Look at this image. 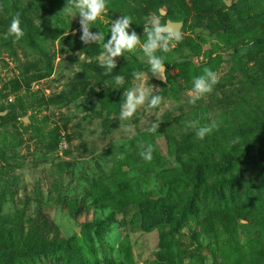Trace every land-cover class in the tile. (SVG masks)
<instances>
[{"label": "rangeland", "instance_id": "rangeland-1", "mask_svg": "<svg viewBox=\"0 0 264 264\" xmlns=\"http://www.w3.org/2000/svg\"><path fill=\"white\" fill-rule=\"evenodd\" d=\"M146 2L109 0L91 27L107 40L112 21L128 15L143 42L150 14L182 23L183 38L172 51L157 53L166 63L165 81L152 77L139 47L118 57L117 68L105 75L98 60L102 42L95 53L81 46L80 17L60 13L67 2L43 8L34 0H0L3 264H264V221L239 220L231 231L205 234L203 213L171 215L179 197L166 177L180 176L187 163H211L236 145L229 132L263 116L264 0H210L214 20L218 12L226 15L215 30L191 0L187 7L156 0L144 13ZM17 13L25 35L13 42L5 34ZM205 68L218 73L219 83L193 103L188 93ZM134 71L145 73L144 83L159 88L153 92L167 106L142 107L120 127L124 92L139 83ZM116 75L124 77L122 86L115 85ZM157 114L162 123L153 134L147 129ZM192 120L219 127L201 141L185 131ZM182 138L200 142V153H175ZM142 142L153 145L158 163L139 155ZM133 197L143 209L126 206Z\"/></svg>", "mask_w": 264, "mask_h": 264}, {"label": "trees", "instance_id": "trees-1", "mask_svg": "<svg viewBox=\"0 0 264 264\" xmlns=\"http://www.w3.org/2000/svg\"><path fill=\"white\" fill-rule=\"evenodd\" d=\"M34 1L43 8L55 7L67 2V0ZM146 1L147 7L142 9L144 13L147 9L152 10L156 2V0ZM176 1L187 7L185 0ZM209 3L210 0H191L193 10L201 14L199 18H207L209 29L221 28L226 15L218 12L219 19L214 20L210 14ZM162 4L165 5V3ZM135 23L133 21L131 28L138 31ZM80 44L85 50H91L93 53L100 49L97 43L85 45L81 41ZM228 138L232 142H237L236 145L230 151L221 152L219 157L215 156L211 163H187L182 167L180 176L166 175L172 178L169 185L172 196L179 197L177 199L179 205L175 207L176 211L171 215L181 214L180 217H184L188 215V212L191 215L203 213L199 229L205 234L231 231L239 220H246L255 225L264 221V114L260 119L255 120L253 126L245 124L237 128L235 132H229ZM199 143L182 138L181 145L177 144L182 147H176L173 151L178 155L197 154L200 153ZM57 145V142L53 141L51 150H55ZM152 160L158 163L160 155L153 153ZM111 198L113 202H116L114 196ZM171 200L173 201L171 198L168 201ZM139 202V199L133 197L126 206L137 204L143 209L144 206ZM222 202L224 205L220 206ZM167 208L171 210L172 206ZM2 256H5L4 253ZM3 260L0 255V264H3Z\"/></svg>", "mask_w": 264, "mask_h": 264}, {"label": "clouds", "instance_id": "clouds-1", "mask_svg": "<svg viewBox=\"0 0 264 264\" xmlns=\"http://www.w3.org/2000/svg\"><path fill=\"white\" fill-rule=\"evenodd\" d=\"M109 0H67L66 6L60 13L67 15H78L80 17V39L85 45L101 43L103 51L100 53L98 60L99 66L104 69V74L108 75L117 68L116 60L118 57H124L126 52H133L138 47L142 49L144 55L147 57V63L150 65L152 77L167 80L166 63L162 56L157 55L158 52L168 53L172 51L174 44L183 38L181 30H177L171 26L170 23H164L156 14H150L145 19L143 26L144 39L136 31L132 30L133 19L131 16L123 15L118 19L112 21L110 28V39L105 40L104 34L100 31L94 32L91 25L97 22L103 14L107 11ZM0 12L3 8L0 7ZM25 35L21 27L20 14L17 13L12 17L5 39L9 36L14 38V41L21 40ZM134 80L139 83L130 89L125 90L124 99L121 104V111L119 120L121 126L123 122L131 119L142 107L148 109L161 108L164 103V97L153 92V88L159 90L151 85L147 86L145 81V73L134 71L132 73ZM115 85L122 86L124 84V77L116 75L114 77ZM219 83V75L217 72L205 68L203 74L193 79V87L188 95L192 98V102L204 97L213 92L214 86ZM105 87H110L109 83L104 84ZM99 91V89H97ZM161 110H163L161 108ZM156 121L149 122L150 126L147 129L151 133H156L160 128L159 115H155ZM219 125L212 122L208 125H201L199 121L192 120L185 123V131L193 130L195 138L204 140L206 136L210 135L214 130H218ZM139 155L145 161L153 159L154 147L151 143H140L138 145Z\"/></svg>", "mask_w": 264, "mask_h": 264}, {"label": "water", "instance_id": "water-1", "mask_svg": "<svg viewBox=\"0 0 264 264\" xmlns=\"http://www.w3.org/2000/svg\"><path fill=\"white\" fill-rule=\"evenodd\" d=\"M227 5L229 6V3H227ZM161 14H164L163 12H161ZM165 23H170L172 24L171 26L175 27L177 30H180L181 26H182V23L180 22H170V21H166ZM162 80V79H161ZM162 81H165V80H162Z\"/></svg>", "mask_w": 264, "mask_h": 264}]
</instances>
